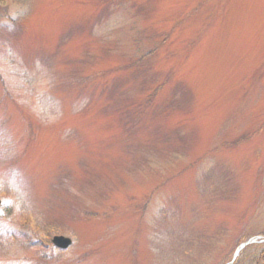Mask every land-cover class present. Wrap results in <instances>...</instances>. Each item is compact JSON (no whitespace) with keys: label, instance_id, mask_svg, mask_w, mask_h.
I'll return each instance as SVG.
<instances>
[{"label":"rangeland","instance_id":"1","mask_svg":"<svg viewBox=\"0 0 264 264\" xmlns=\"http://www.w3.org/2000/svg\"><path fill=\"white\" fill-rule=\"evenodd\" d=\"M252 239L264 0H0V264H245Z\"/></svg>","mask_w":264,"mask_h":264},{"label":"trees","instance_id":"2","mask_svg":"<svg viewBox=\"0 0 264 264\" xmlns=\"http://www.w3.org/2000/svg\"><path fill=\"white\" fill-rule=\"evenodd\" d=\"M9 40L12 41L11 38H9ZM163 45H164V42L163 43H159L158 42V45L155 48H153V51L150 50V52L148 51L146 53L141 54L135 60H133V63L132 64L135 65V66L140 65L142 63V61L145 59L146 56L151 55L152 53H154L158 49V47H162ZM49 60H51L50 57H48L46 59L45 64H47V65L50 64V61ZM209 178H210V176H208V179ZM212 179H214V178H212ZM223 181L224 182L227 181L226 176H225V179ZM51 232H53V231H50V232H47V233L49 234ZM17 239L24 240V241H29L30 240V237L28 238L25 235H20V236H18ZM47 243H49V242L47 241ZM39 244H40V242H35L34 243V242L31 241L27 245H29L31 247L32 245L38 246ZM251 245H253V246H251ZM250 251H254V254H253V256H251V258H249V260L245 264H264V246L261 247V245H256V244H250V245L245 246L241 250V252L239 253V255L242 254V256L239 258V260H241L243 257H245L246 254L248 252H250ZM239 262L240 261H238V262L236 261L234 264H239Z\"/></svg>","mask_w":264,"mask_h":264},{"label":"water","instance_id":"3","mask_svg":"<svg viewBox=\"0 0 264 264\" xmlns=\"http://www.w3.org/2000/svg\"><path fill=\"white\" fill-rule=\"evenodd\" d=\"M51 242L53 245L61 249H65L71 244L70 238L62 235H54L51 239Z\"/></svg>","mask_w":264,"mask_h":264}]
</instances>
